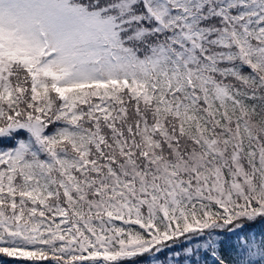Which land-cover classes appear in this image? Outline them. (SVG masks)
I'll return each mask as SVG.
<instances>
[{"label":"snow or ice","instance_id":"1","mask_svg":"<svg viewBox=\"0 0 264 264\" xmlns=\"http://www.w3.org/2000/svg\"><path fill=\"white\" fill-rule=\"evenodd\" d=\"M0 264H264V0H0Z\"/></svg>","mask_w":264,"mask_h":264}]
</instances>
